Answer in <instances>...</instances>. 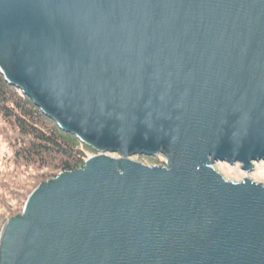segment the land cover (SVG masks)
<instances>
[{"label": "water", "instance_id": "1", "mask_svg": "<svg viewBox=\"0 0 264 264\" xmlns=\"http://www.w3.org/2000/svg\"><path fill=\"white\" fill-rule=\"evenodd\" d=\"M0 73L121 156L39 183L0 264H264V184L212 167L264 160V0H0Z\"/></svg>", "mask_w": 264, "mask_h": 264}, {"label": "trees", "instance_id": "2", "mask_svg": "<svg viewBox=\"0 0 264 264\" xmlns=\"http://www.w3.org/2000/svg\"><path fill=\"white\" fill-rule=\"evenodd\" d=\"M0 116L20 137L15 158L22 164L51 169L56 176V172L82 167L87 153L93 152L76 136L62 131L28 96L10 85L1 73ZM45 176L39 175L41 178Z\"/></svg>", "mask_w": 264, "mask_h": 264}, {"label": "rangeland", "instance_id": "3", "mask_svg": "<svg viewBox=\"0 0 264 264\" xmlns=\"http://www.w3.org/2000/svg\"><path fill=\"white\" fill-rule=\"evenodd\" d=\"M19 140L17 133L0 116V235L7 220L21 213L32 190L39 183L55 177L51 169L40 168L37 165H25L16 160L15 152L19 149ZM98 153H106L114 158L121 157L116 153L93 150L87 153L86 159ZM126 157L150 166H164L166 160L161 153L156 156L131 155ZM212 167L229 181L239 182L248 177L252 181L264 184V160L252 161V169L248 172L242 170L237 162L230 164L215 161ZM58 173L60 172H56V175ZM41 174H45L46 178L39 177Z\"/></svg>", "mask_w": 264, "mask_h": 264}]
</instances>
